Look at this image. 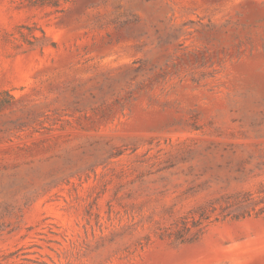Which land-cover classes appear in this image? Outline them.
Returning a JSON list of instances; mask_svg holds the SVG:
<instances>
[{"label":"rangeland","instance_id":"obj_1","mask_svg":"<svg viewBox=\"0 0 264 264\" xmlns=\"http://www.w3.org/2000/svg\"><path fill=\"white\" fill-rule=\"evenodd\" d=\"M260 191L264 0H0V264H264Z\"/></svg>","mask_w":264,"mask_h":264},{"label":"trees","instance_id":"obj_2","mask_svg":"<svg viewBox=\"0 0 264 264\" xmlns=\"http://www.w3.org/2000/svg\"><path fill=\"white\" fill-rule=\"evenodd\" d=\"M27 1L30 2L32 5L53 6V7H57L60 5V0H27ZM262 193L264 194V191L259 192V194H262ZM263 212H264V209H263ZM20 251L21 250L15 253H12L10 256L14 257ZM23 256H26V255L23 254ZM16 258H19V256L17 255ZM25 261H32V260L28 259L27 257H24L21 259V261H14L12 264H26Z\"/></svg>","mask_w":264,"mask_h":264}]
</instances>
